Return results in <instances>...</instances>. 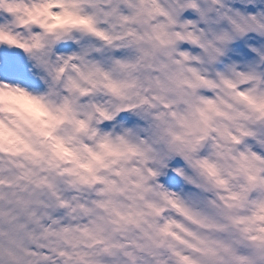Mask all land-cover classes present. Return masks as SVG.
Here are the masks:
<instances>
[{
	"label": "clouds",
	"instance_id": "9594fccd",
	"mask_svg": "<svg viewBox=\"0 0 264 264\" xmlns=\"http://www.w3.org/2000/svg\"><path fill=\"white\" fill-rule=\"evenodd\" d=\"M0 264H264V0H0Z\"/></svg>",
	"mask_w": 264,
	"mask_h": 264
}]
</instances>
